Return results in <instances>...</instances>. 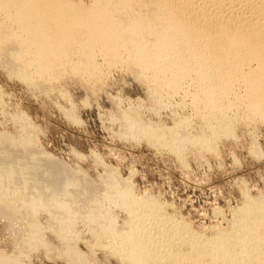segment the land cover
<instances>
[{
	"label": "bare ground",
	"instance_id": "1",
	"mask_svg": "<svg viewBox=\"0 0 264 264\" xmlns=\"http://www.w3.org/2000/svg\"><path fill=\"white\" fill-rule=\"evenodd\" d=\"M0 47V62L25 82L49 81L66 67L93 80L102 74L97 58L128 66L151 82L158 106L182 88L180 78H192L194 107L204 111L210 131L199 138L185 133L187 120L152 129L139 122L136 110L122 111L114 99L106 103L124 134L142 131L177 157L185 144L214 139L229 126L232 119L216 112L224 103L235 110V120L264 118V0H0ZM34 137L0 133V231L13 246L47 242V260L70 256L77 264H111L112 258L118 264H264V201L244 194L223 233L205 237L174 223L167 235L166 226L151 220L162 209L158 201L134 196L107 167L98 178L85 173L80 180V170L44 152ZM5 189L14 191L1 194ZM13 203L21 218L12 213ZM112 204L127 213L124 222L105 208ZM38 209L47 212L42 223L35 220ZM79 213L91 220L87 226L106 256L97 258L94 244L87 254L78 250L71 235ZM43 227L51 235L44 237ZM185 244L190 249L181 251ZM24 252L0 249V264H25Z\"/></svg>",
	"mask_w": 264,
	"mask_h": 264
},
{
	"label": "rangeland",
	"instance_id": "2",
	"mask_svg": "<svg viewBox=\"0 0 264 264\" xmlns=\"http://www.w3.org/2000/svg\"><path fill=\"white\" fill-rule=\"evenodd\" d=\"M96 61L103 75L93 80L66 67L54 79L36 78L34 83L25 82L15 75L14 68L0 62V133L14 132L23 139L34 133L37 146L44 152L63 158L70 169L82 172L80 180L85 173L98 178L104 167L109 168V177L128 186L134 196L160 203L161 212L156 211L151 220L162 223L159 229L166 226L162 231L167 235L174 223L175 227H188L191 233L205 237L223 233L232 226L234 211L242 206L244 194L257 203L264 201V118L242 116L241 120H235V110L228 109L224 103L221 107L225 111L227 108L223 114L226 117L220 114L221 107L216 112L227 120L232 119L231 124L214 139L208 136L207 141L185 144L180 150L181 156L177 157L176 151L149 141L142 131L136 135L124 134L115 109L106 103L114 99L120 110H136L139 122L152 129L172 128L179 120H187L185 133L199 138L200 134L209 135L210 131L204 111L194 107L193 96L197 93H193L197 87L192 78H180L182 88L166 94L165 102L158 106L157 98L148 90L149 80L148 84L143 83L128 66H109L102 58ZM68 111L75 114V120ZM11 191L14 190L5 189L1 194ZM9 200L13 202L11 197ZM13 205L16 212L12 213L21 218L19 207L16 203ZM105 208L116 215L119 224L124 222L127 216L124 210L113 204ZM36 213V222L42 223L47 212L38 209ZM80 214L72 220L75 232L71 238L77 240L78 250L87 254L89 247L98 243L99 236L92 235V229L87 226L91 220ZM102 220L97 217L98 222ZM16 222L20 226L21 219ZM41 231L44 237L52 233L46 227ZM2 234L0 231L1 252L17 254L25 250L20 257L25 264H77L70 256L47 260V242L31 247L25 242L15 247ZM187 246L182 245L181 251H188ZM93 252L97 258L107 255L98 245ZM111 261L118 264L117 259Z\"/></svg>",
	"mask_w": 264,
	"mask_h": 264
}]
</instances>
